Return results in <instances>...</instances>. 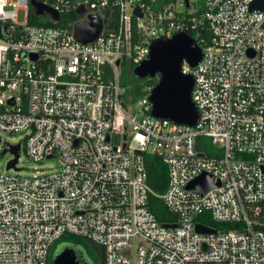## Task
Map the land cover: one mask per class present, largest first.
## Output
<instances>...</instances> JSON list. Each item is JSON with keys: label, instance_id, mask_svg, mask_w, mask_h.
Returning <instances> with one entry per match:
<instances>
[{"label": "built area", "instance_id": "1", "mask_svg": "<svg viewBox=\"0 0 264 264\" xmlns=\"http://www.w3.org/2000/svg\"><path fill=\"white\" fill-rule=\"evenodd\" d=\"M38 1L59 19L37 15L31 0H0V138L20 134L4 142L20 144L18 161L23 148L36 162L57 158L59 167L27 175L17 161L0 172V264H53L71 248L64 235L93 243L103 264H264V7H253L256 0H177L160 9L158 0ZM184 7L199 12L211 34L197 40L199 63H182L194 77V126L151 114L154 85L134 100L122 81L124 65L146 60L156 38L187 30L198 38L197 15L186 21ZM30 11L53 23L79 17L37 24ZM90 14L102 16L104 28L82 43L74 25ZM199 136L210 138L212 154L198 147ZM147 153L167 164V189L157 196L176 216L172 224L149 209ZM204 174L214 186L203 194L191 184ZM206 212L213 225L197 220ZM62 241L71 243L50 262Z\"/></svg>", "mask_w": 264, "mask_h": 264}, {"label": "water", "instance_id": "2", "mask_svg": "<svg viewBox=\"0 0 264 264\" xmlns=\"http://www.w3.org/2000/svg\"><path fill=\"white\" fill-rule=\"evenodd\" d=\"M31 5L37 15L49 13L54 19H59V12L44 5L38 0H31ZM253 7H264V0H256ZM142 16L139 6L134 10ZM105 19L99 14H90L84 20L74 25V34L78 41L88 43L96 40L103 31ZM203 49L197 39L188 32L180 31L171 37L161 36L153 40L150 45V55L134 68V75L138 78L159 77L154 85L149 99L152 103L151 114L158 118H166L177 123L194 126L199 118V110L193 101L192 90L194 77L182 72V63L187 60L191 67H195L202 59ZM1 140V138H0ZM20 144L6 143L1 154L7 151L15 157L9 160L7 168H17ZM206 193L214 186L210 182V175H202L191 184ZM199 232H212L201 224H197ZM77 255L72 248L65 247L53 259V264H78Z\"/></svg>", "mask_w": 264, "mask_h": 264}, {"label": "trees", "instance_id": "3", "mask_svg": "<svg viewBox=\"0 0 264 264\" xmlns=\"http://www.w3.org/2000/svg\"><path fill=\"white\" fill-rule=\"evenodd\" d=\"M177 0H158V2L155 4V8H163L164 5L170 4L173 2H176ZM185 15H186V21L190 19V17L194 14L197 15L196 19V24L198 27L199 31V36L197 38L198 42L200 38L204 37L205 39H209L211 34L209 30V25L208 22L205 19H202L199 15V12L191 14L189 13L188 7H184ZM176 15H180L177 11ZM30 16H31V23H37V24H49V25H61V24H66L69 20H74L79 17V15L75 12H71L68 14H63L61 16V19L57 23H53L49 20H43L41 18H37L35 14L30 11ZM199 16V17H198ZM177 19V17H175ZM187 32L195 37V31L192 30H187ZM122 81L127 78L130 82L134 84V87L132 90H126L124 93L125 98L128 97V94H132L133 99H137L140 97L143 92H142V87L145 84H152L155 85L158 81L157 77H146V78H138L137 76L134 75V69L131 67L130 64L126 63L124 65V69L122 71ZM198 147L204 151L206 154L210 155L213 152V146L211 145V140L209 137L206 136H199L198 139ZM221 152V151H220ZM145 163H146V168H147V173H148V184L151 187L152 191L154 193H150L149 199H148V206L149 209L155 214V216L158 218L159 221H161L164 224H172V221L176 219V216L167 208L163 200L157 196V194H161L165 192L167 189L168 185V168L167 164L164 162L163 158L161 156H158L157 154H151L147 153L145 154ZM209 217V213H201L199 216H197V220L202 221L204 223H208L213 225V222L211 220H205L204 216ZM231 225V224H227ZM64 239L70 240L72 243L70 244V247L74 249L76 252L77 256L81 260H86L88 264H93V260H89L88 256L85 255L84 250H82L78 245L81 244L85 239L80 238L79 236H74V235H64ZM89 242L90 246H92V255L95 258V264H103V258L100 257L98 258L97 253L95 249L98 250L96 246H94L93 243L90 241L86 240ZM56 245V244H55ZM57 246V245H56ZM55 246V248H56ZM94 247V248H93ZM58 251H53L50 262L53 258V256L57 253Z\"/></svg>", "mask_w": 264, "mask_h": 264}, {"label": "rangeland", "instance_id": "4", "mask_svg": "<svg viewBox=\"0 0 264 264\" xmlns=\"http://www.w3.org/2000/svg\"><path fill=\"white\" fill-rule=\"evenodd\" d=\"M179 9H183V7H178ZM22 21V18L20 19ZM123 76V75H122ZM148 77V76H147ZM146 78V77H144ZM129 79V78H128ZM127 78L123 82V89L125 90H132L134 87V84L130 82ZM2 140L0 141V172L6 170L7 163L9 160L12 159L13 153L10 151H7L5 154H1L3 148H4V142H10V143H16L19 140H21L20 134L15 133H1ZM18 167H21L20 170L21 173L27 174V175H33L39 170L40 172L43 171H49L53 168L59 167V162L57 158H51V159H45L43 162H36L33 159L29 158L26 154L24 149L22 148L20 151V158L18 161ZM14 171V170H13ZM66 243H71L67 241H62L57 244L55 251H59ZM89 242L86 240L83 241L78 246L84 250L85 255L88 256V258H94L92 255V246H90ZM94 248V247H93ZM97 256H98V250L95 249ZM95 259V258H94Z\"/></svg>", "mask_w": 264, "mask_h": 264}]
</instances>
